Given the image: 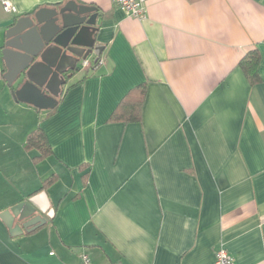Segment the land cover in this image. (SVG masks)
Returning a JSON list of instances; mask_svg holds the SVG:
<instances>
[{"label": "crops", "instance_id": "crops-1", "mask_svg": "<svg viewBox=\"0 0 264 264\" xmlns=\"http://www.w3.org/2000/svg\"><path fill=\"white\" fill-rule=\"evenodd\" d=\"M10 2L14 14L0 7V215L44 193L53 217L13 234L0 218V264H214L220 247L234 264H264V0H147L143 19L112 0ZM72 3L98 10L103 64H77L47 116L13 99L17 81L7 86V66L23 62L14 30ZM254 49L251 86L239 62ZM140 85V123L111 121ZM37 126L52 154L36 162L23 145Z\"/></svg>", "mask_w": 264, "mask_h": 264}, {"label": "water", "instance_id": "water-1", "mask_svg": "<svg viewBox=\"0 0 264 264\" xmlns=\"http://www.w3.org/2000/svg\"><path fill=\"white\" fill-rule=\"evenodd\" d=\"M43 16H46L45 20H41ZM98 17L95 7L72 3L59 10H38L33 20L25 19L28 26L23 29H19L17 23L14 32L18 33V41L23 45V48H17V53L23 62L21 66L8 65L4 77L10 88L23 76V83L12 90L13 99L37 110L54 109L66 83L64 73L73 71L81 60L92 54L96 58L100 56L101 48L95 45L94 39ZM32 38L38 46L34 51L26 50ZM3 54L10 52L7 50ZM42 216L53 217L44 193L3 212L0 218L13 234L22 230L31 232L42 226L46 222ZM15 218L19 222L25 220L21 227L13 226Z\"/></svg>", "mask_w": 264, "mask_h": 264}, {"label": "trees", "instance_id": "trees-1", "mask_svg": "<svg viewBox=\"0 0 264 264\" xmlns=\"http://www.w3.org/2000/svg\"><path fill=\"white\" fill-rule=\"evenodd\" d=\"M260 63V55L256 49L248 52L239 62V68L247 78L249 84L256 85L260 82L258 74V66ZM145 96V87L140 85L133 88L128 94L121 100L117 109L111 116V121L121 123H140L141 120V107ZM54 113V110L48 111L47 116ZM25 151H37L38 155L34 157V161H41L49 157L51 147L49 146L45 133L37 126L32 132H30L24 142ZM54 182V178L51 177L43 182L40 190H46Z\"/></svg>", "mask_w": 264, "mask_h": 264}, {"label": "built area", "instance_id": "built-area-1", "mask_svg": "<svg viewBox=\"0 0 264 264\" xmlns=\"http://www.w3.org/2000/svg\"><path fill=\"white\" fill-rule=\"evenodd\" d=\"M113 4L123 11L127 16L135 19H143L146 14L147 0H112ZM0 7L6 14H14L15 8L11 4L10 0H0ZM96 60V61H94ZM93 62L85 59L81 61L80 68L88 69L92 67L101 66L103 60L101 56L94 59ZM80 264H93L87 255L81 256ZM214 264H234L233 259L229 256L223 247H220L215 252Z\"/></svg>", "mask_w": 264, "mask_h": 264}, {"label": "flooded vegetation", "instance_id": "flooded-vegetation-1", "mask_svg": "<svg viewBox=\"0 0 264 264\" xmlns=\"http://www.w3.org/2000/svg\"><path fill=\"white\" fill-rule=\"evenodd\" d=\"M69 71L67 72V73H64V75H63V77L65 78V80H67V77H68V75H69ZM23 76H21L20 78H19V80H17V85H19V84H22L23 83Z\"/></svg>", "mask_w": 264, "mask_h": 264}, {"label": "rangeland", "instance_id": "rangeland-1", "mask_svg": "<svg viewBox=\"0 0 264 264\" xmlns=\"http://www.w3.org/2000/svg\"><path fill=\"white\" fill-rule=\"evenodd\" d=\"M81 61L78 63V67H80Z\"/></svg>", "mask_w": 264, "mask_h": 264}]
</instances>
